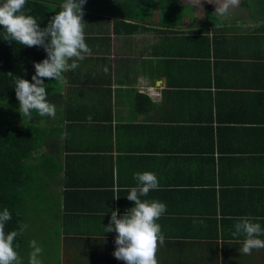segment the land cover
Wrapping results in <instances>:
<instances>
[{"label":"crops","instance_id":"crops-1","mask_svg":"<svg viewBox=\"0 0 264 264\" xmlns=\"http://www.w3.org/2000/svg\"><path fill=\"white\" fill-rule=\"evenodd\" d=\"M136 1L127 15L118 3L84 14L91 54L49 93L56 116L32 164L51 190L34 184L32 200L59 224L38 238L42 256L125 264L106 225L112 210L120 218L134 206V174L150 171L159 188L141 199L167 205L158 264H264V248L242 254L245 237L233 236L241 216L264 228V2L207 25L188 2L164 26L162 2Z\"/></svg>","mask_w":264,"mask_h":264},{"label":"clouds","instance_id":"clouds-1","mask_svg":"<svg viewBox=\"0 0 264 264\" xmlns=\"http://www.w3.org/2000/svg\"><path fill=\"white\" fill-rule=\"evenodd\" d=\"M216 5L214 14L226 17L230 8L238 7L240 0H207ZM86 0H64L49 20L46 27L41 28L38 20L24 11L26 0H0V27L5 31L3 38L16 41L28 47L43 46L47 58L34 64L35 74L32 82L14 76L15 94L19 101L22 118H32L35 111L40 117L56 116V106L49 102L48 93L43 78L66 83L64 73L78 68V61L91 54V49L85 42V21L83 20V6ZM201 4V0H199ZM13 76L12 73H8ZM90 119V118H89ZM137 181L135 187L126 189L127 199L134 202V206L122 217H117V210H112L111 218L106 225V232L115 230L117 233L113 253L116 259L125 264H158V244L164 243L161 225L157 223L166 212L167 205L159 200L141 199L150 190L159 188L157 176L150 171L134 174ZM117 193L119 189L115 190ZM114 198L118 199L119 195ZM12 219V214L5 208L0 212V264H22L21 257L14 247V241L23 232L19 230L6 232L5 225ZM259 218L241 216L235 224L233 236L244 235L240 253L250 255L253 249L264 248V228L258 222ZM28 264H42L40 259L43 248L36 240L30 242Z\"/></svg>","mask_w":264,"mask_h":264},{"label":"trees","instance_id":"trees-1","mask_svg":"<svg viewBox=\"0 0 264 264\" xmlns=\"http://www.w3.org/2000/svg\"><path fill=\"white\" fill-rule=\"evenodd\" d=\"M152 1L154 3L162 2L160 23L164 26L174 24V21L185 6L181 3L184 0H148V4H153ZM63 2L64 0H26L24 11L27 14L33 15L38 20L40 27L44 28L47 26L51 17L60 10L59 6ZM86 3L87 5L84 4L83 6L84 14L90 12L103 14V8L109 6V10H111L113 3H118L123 6V15L128 14V9L124 11L128 5L136 11L142 8L136 0H86ZM240 5H244L248 9L250 8L245 0H241ZM208 8L209 10L211 9L209 5H206L204 9L206 12V25L209 23V17H214L215 15L214 13H210L211 10L207 13ZM251 11L248 12L250 13ZM250 15L253 16L252 13ZM214 22L216 20L211 19L210 23ZM4 34V29L0 27V101L2 103L17 98L15 94L14 76L32 82V76L35 74L34 64L47 58V53L43 46L28 47L21 45L16 41L5 40L3 38ZM204 39L205 48L207 49L208 40L206 37ZM207 51L208 49L203 52L207 54ZM9 72L13 76H9ZM43 79L49 97L50 91L58 86V82L49 80L48 78ZM50 84L53 87H48ZM2 103V109H0V212L7 208L12 214V219L5 225V230L8 232L11 230H19L22 227L23 200H32L35 198L36 193H39L38 186L42 189L40 186L42 174H34L35 166L32 164V160L38 158V155L34 151L43 144L44 139L41 138H43L42 132L44 131L34 127L31 128L33 131L36 129L34 133L29 129H25V127L16 125L17 120L15 117L11 115L6 117L7 113ZM36 114L34 115L37 118L38 116ZM260 129L264 131V127ZM41 160L42 167L47 170L48 160L46 156L41 158ZM34 184L38 186L34 187ZM23 232L14 241V247L18 245L16 247L17 252L21 249L19 244Z\"/></svg>","mask_w":264,"mask_h":264},{"label":"rangeland","instance_id":"rangeland-1","mask_svg":"<svg viewBox=\"0 0 264 264\" xmlns=\"http://www.w3.org/2000/svg\"><path fill=\"white\" fill-rule=\"evenodd\" d=\"M247 3L251 4L249 2V0H245ZM186 3V5L184 6V8L187 6L188 2H190L191 4L194 3L195 6H198L195 9H192V15H200L204 18V21H206V12H205V6L209 5L210 6V10L209 8L207 9V13L210 11V13H214L215 11V7L216 5L214 3H208L207 0H201V4L199 3V0H186L184 1ZM183 3V1L181 2ZM85 5H87V3H85ZM203 5V6H202ZM186 10H188V7H186ZM213 10V11H212ZM239 14H234L232 13L231 15H229L227 18L230 17H239L236 16ZM189 16V15H188ZM226 17H218L217 15H214V17H209V21H211V19L214 20H221V21H226L225 19ZM48 87H53L52 84H50ZM47 87V88H48ZM50 102V101H49ZM1 103L2 101H0V109H2L1 107ZM2 106L5 107V112L6 117H8L9 115L15 117L16 121V125L25 127V129H29L30 131L35 133L36 129H41L42 124L44 122V120L47 119V116L45 117H40L38 115V113L36 114L35 111H33L32 113V118L29 119L27 117L22 118L20 112L18 111L19 109V101L17 98L14 99H10L7 100L5 102L2 103ZM38 116L37 118L35 117V115ZM36 128L34 131L31 128ZM43 139V138H41ZM41 181V185H43L45 187L46 190L50 191L51 190V185L47 182L46 179H44L43 181ZM24 202L23 207H22V215H23V223H22V227H23V236H21V242H20V247L21 249L18 250V255L21 257L22 260V264H28L29 262V253L31 252V247H30V240L31 239H37V243L38 242V238H40V236H48L49 234V229L51 228L52 231H56V228L58 227L59 221L53 217L54 215V211H48V210H44L43 208H41L40 206H38V204L33 201V200H23ZM50 223V226L47 228L46 224ZM26 243V246L29 247H24V244ZM52 252V251H50ZM47 253V251H43L41 254L40 259L42 260V264H53V261L44 258L42 255ZM49 260V261H48Z\"/></svg>","mask_w":264,"mask_h":264}]
</instances>
